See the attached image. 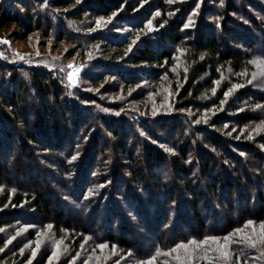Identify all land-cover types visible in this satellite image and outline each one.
<instances>
[{
	"label": "trees",
	"instance_id": "1",
	"mask_svg": "<svg viewBox=\"0 0 264 264\" xmlns=\"http://www.w3.org/2000/svg\"><path fill=\"white\" fill-rule=\"evenodd\" d=\"M0 37V264H264V0H0Z\"/></svg>",
	"mask_w": 264,
	"mask_h": 264
},
{
	"label": "rangeland",
	"instance_id": "2",
	"mask_svg": "<svg viewBox=\"0 0 264 264\" xmlns=\"http://www.w3.org/2000/svg\"><path fill=\"white\" fill-rule=\"evenodd\" d=\"M106 24H107V20L105 19L101 22V26L98 28H105V27H107ZM35 38H37V41L35 40V43H34V40H33V42L30 41V43L28 45L15 42L13 45L14 49L16 51L26 55V56L34 57V56L41 55L43 57H46V59H44V62L47 63L50 67L51 66L56 67L55 64L57 63V59H59V57H62V54H60V52H58V51H53V53H50L48 51V49H45L44 47H42L39 44V42H38L39 37L36 36ZM5 40L7 41V43L2 42ZM2 46H6L8 49H12L11 41L9 39H4V38L0 37V49ZM67 64L68 65L65 67L66 69L65 70L63 69V73L66 76V80H67L68 85L71 88H75L79 85L82 73L84 71V66H82L81 64H79L75 61H68ZM70 64L73 67L70 68L69 67ZM74 68H79L80 71L72 79H69V73L73 72ZM179 232H181V231H179ZM37 235H38L39 241L37 242V244H34V247L36 248V251L38 250V252L41 250H46L48 247H52L53 250L56 251V253H59V254L61 253V255H59V257L62 258L64 256H66L65 255L66 252H68L70 249L68 247L67 242L65 244H63V242L57 240L52 235V232L50 230H48V228L39 230L37 232ZM150 238L151 237L149 236L148 239H143L142 245H143L144 249H148L152 245ZM57 244H59L58 249H57ZM28 245L31 246L33 244L29 242ZM210 247L212 248L213 244L212 245L209 244L208 246H206L205 249H211ZM88 248L90 249V251L88 253L84 250L82 252L83 259H84V257L89 256V260L91 262L97 261V263H99L100 260H98V259H100L102 257L103 252L105 251V248L101 249L97 245L89 246ZM216 251H218V248L216 246H214L212 248V252L209 253V256L213 257L212 254H214ZM166 255H169V254H166ZM95 257H97V259H93Z\"/></svg>",
	"mask_w": 264,
	"mask_h": 264
},
{
	"label": "snow or ice",
	"instance_id": "3",
	"mask_svg": "<svg viewBox=\"0 0 264 264\" xmlns=\"http://www.w3.org/2000/svg\"><path fill=\"white\" fill-rule=\"evenodd\" d=\"M169 2L171 3L172 0H169ZM77 3H79V0H77ZM113 15H115V13H113ZM157 15H159V13H157ZM110 19L111 18H109V21H107V22H110ZM103 20H104V18L101 17L100 20H98L96 22L97 23V27H100L101 26V22ZM191 23H192V20L189 19V24H191ZM151 24H152V22L149 21L148 22V26H149L150 29H151ZM187 26L188 25H185V27H187ZM2 42L7 43L6 40L5 41H2ZM133 43H135V41H133ZM129 50H131V48H129ZM89 55H91V54H89ZM69 67L71 68L73 66L70 64ZM79 71H80L79 68H74L73 69V72L69 73V79H72L77 73H79ZM173 71H175V69H173ZM185 71H187V69H185ZM216 83L219 84V81H217ZM249 83H251V81H249ZM243 86L244 85H241V84L233 85L232 88H230L227 92H225V96L227 97L228 95L231 94V92L233 90H235L237 88H241ZM213 94H215V90H213ZM221 103L223 104L224 101H221ZM257 107H259V105ZM104 111H108V109H104ZM117 114H119V113H117ZM197 123H199V121H197ZM169 151H171V149H169ZM73 159H75V157H73ZM254 223H255L254 221H251V220L248 221V225H253ZM248 225H246V227ZM48 227L50 229L52 226L49 225ZM0 231H2V230H0ZM260 231L262 233L261 240H264V222H261V224H260ZM237 232L240 233V232H243V230L242 229H238ZM234 235H236V233H233V234H231L229 236L223 237L222 239H223L224 243L222 245H220L219 248H218V250L220 251L221 257H223V259L225 261H227L229 259L230 255H231L230 251H228V248H229L230 243L234 242L233 241V236ZM220 239L221 238H218V237H215V236L209 237V238H207V239H205L203 241H197L195 239H192V240L188 241L187 243H180V244H178L177 245V248L188 249L189 246H192L193 247V251H195V249L198 248V247H200L201 245L208 244L209 240H211L213 243H217L219 245ZM250 243H251V246L252 247H255V241H250ZM99 247L101 249H104V248L107 247V245L106 244H100ZM58 248H59V244H57V249ZM176 250L177 249H172L171 251H176ZM54 255H56V253H54ZM33 256H35V251H33ZM177 259H180V257H177ZM154 260H155V257H152V259L150 261H146V262L145 261H142L141 264H152V261H154ZM29 264H30V262H29Z\"/></svg>",
	"mask_w": 264,
	"mask_h": 264
}]
</instances>
